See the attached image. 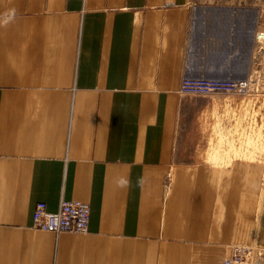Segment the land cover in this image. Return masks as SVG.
I'll return each instance as SVG.
<instances>
[{
  "label": "crops",
  "instance_id": "1",
  "mask_svg": "<svg viewBox=\"0 0 264 264\" xmlns=\"http://www.w3.org/2000/svg\"><path fill=\"white\" fill-rule=\"evenodd\" d=\"M205 7L0 0V264H225L264 238L254 104L181 92L252 69ZM62 200L90 205L88 232L33 228Z\"/></svg>",
  "mask_w": 264,
  "mask_h": 264
},
{
  "label": "rangeland",
  "instance_id": "2",
  "mask_svg": "<svg viewBox=\"0 0 264 264\" xmlns=\"http://www.w3.org/2000/svg\"><path fill=\"white\" fill-rule=\"evenodd\" d=\"M202 1V0H200ZM213 7H205L203 11L198 13L207 16L206 26L212 35L216 37H224V51L229 53H239L243 60L249 58L252 66L249 75L245 71L231 72L229 76L233 80H248L249 89L245 92L235 93L241 96L249 97L254 104L256 110L254 139L256 143L255 157L264 158V42L258 41V35L264 33V0H205ZM219 6V7H215ZM207 9V10H206ZM202 18L201 21H204ZM222 26L220 25L222 22ZM221 22V23H220ZM219 23V24H216ZM230 28L232 36L230 40H226L227 30L220 31V28ZM219 29L214 31V29ZM252 34H255V42L252 40ZM214 38V37H213ZM214 40V39H213ZM212 40V41H213ZM218 92L207 95L190 97H205ZM214 140H211V142ZM212 156L215 151L212 150ZM217 154V153H216ZM259 221V227L261 225ZM260 243V244H259ZM252 246V245H246ZM255 251L249 264H264V238L260 230L258 241L253 244Z\"/></svg>",
  "mask_w": 264,
  "mask_h": 264
},
{
  "label": "built area",
  "instance_id": "3",
  "mask_svg": "<svg viewBox=\"0 0 264 264\" xmlns=\"http://www.w3.org/2000/svg\"><path fill=\"white\" fill-rule=\"evenodd\" d=\"M248 80L189 78L182 82L181 92L186 95L201 96L214 92H245L249 89ZM91 218L89 204L77 200H62L57 212H50L44 202L37 204L33 215V228L53 232H71L85 234L88 232ZM255 247L237 246L225 264H249Z\"/></svg>",
  "mask_w": 264,
  "mask_h": 264
},
{
  "label": "bare ground",
  "instance_id": "4",
  "mask_svg": "<svg viewBox=\"0 0 264 264\" xmlns=\"http://www.w3.org/2000/svg\"><path fill=\"white\" fill-rule=\"evenodd\" d=\"M258 37H259L258 39H264V36L262 35H259Z\"/></svg>",
  "mask_w": 264,
  "mask_h": 264
}]
</instances>
